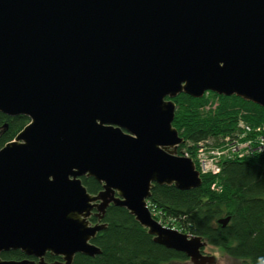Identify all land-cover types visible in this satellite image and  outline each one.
<instances>
[{"label":"water","instance_id":"95a60500","mask_svg":"<svg viewBox=\"0 0 264 264\" xmlns=\"http://www.w3.org/2000/svg\"><path fill=\"white\" fill-rule=\"evenodd\" d=\"M205 91L264 109V0H0V112L27 117L0 146V252L24 257L0 264L99 253L110 203L191 264H215L146 202L153 183L200 184L172 97Z\"/></svg>","mask_w":264,"mask_h":264},{"label":"trees","instance_id":"16d2710c","mask_svg":"<svg viewBox=\"0 0 264 264\" xmlns=\"http://www.w3.org/2000/svg\"><path fill=\"white\" fill-rule=\"evenodd\" d=\"M208 96L217 97L215 105L206 107ZM172 100L175 109L171 124L183 138L178 152L186 140L230 133L239 118L252 126L264 125V109L234 94L208 91L192 97L179 92ZM26 122L24 115L8 116L0 112V146ZM261 132L264 136V128ZM80 179L88 192L100 189L94 178L82 175ZM146 202L150 210H158L159 217L172 219L180 231L201 236L241 264H264V157L260 153L221 160L217 172L200 173V184L192 188L153 183ZM224 216L228 220L221 225L217 219ZM101 221L104 228L91 240L100 252L94 255L76 252L71 264H175L187 259L184 253L154 242L146 228L122 206L108 204ZM0 256L24 255L11 249L1 251ZM56 257L45 254L47 260Z\"/></svg>","mask_w":264,"mask_h":264},{"label":"built area","instance_id":"2783aa9c","mask_svg":"<svg viewBox=\"0 0 264 264\" xmlns=\"http://www.w3.org/2000/svg\"><path fill=\"white\" fill-rule=\"evenodd\" d=\"M262 128L264 125L252 126L239 118L235 129L230 133L211 135L197 141L186 140L180 153L192 158L199 173L217 172L221 158H246L264 150V136L259 133ZM250 131H254L256 138L254 142L247 141V149L243 152L244 143L239 140ZM157 212L158 210H150L151 215H157Z\"/></svg>","mask_w":264,"mask_h":264},{"label":"rangeland","instance_id":"374dc122","mask_svg":"<svg viewBox=\"0 0 264 264\" xmlns=\"http://www.w3.org/2000/svg\"><path fill=\"white\" fill-rule=\"evenodd\" d=\"M207 92L208 91H206L205 93H207ZM216 102H217V97H215V96H208V100H207V103H206V107L207 106H213V105L216 104ZM256 125H258V124H255L254 126H256ZM255 132H257V131H255ZM259 133H262L261 130L259 131ZM255 136L256 135H255L254 131H250L247 134L245 133V134L242 135V137H244V138L241 137V139L239 141L244 143L243 152L246 151V149H247V144H248L247 141L250 140V142H254L255 141V138H256ZM258 153H260L261 156L264 157V150H261ZM221 160H223V158H221L219 161H221ZM154 218L157 221H159L164 226L176 228L175 227L176 224H174V222L170 218H165L163 216H160L159 217L158 215H154ZM202 250H203V252L212 254L214 256V258H215V264H241V262H240L239 259L232 258V257L228 256L226 253H224L217 246H213V245L207 243L203 247ZM175 264H191V262L188 259H185V260H182V261H176Z\"/></svg>","mask_w":264,"mask_h":264},{"label":"flooded vegetation","instance_id":"af4514ba","mask_svg":"<svg viewBox=\"0 0 264 264\" xmlns=\"http://www.w3.org/2000/svg\"><path fill=\"white\" fill-rule=\"evenodd\" d=\"M91 216H92V215H91ZM91 216H90V217H91ZM90 217H89V218H90ZM94 217H95V216H94ZM90 221H91V220H90ZM94 221H96V217H95V220H93V221H91V222H94ZM23 257H24V256H23ZM44 257H45V256H44Z\"/></svg>","mask_w":264,"mask_h":264}]
</instances>
